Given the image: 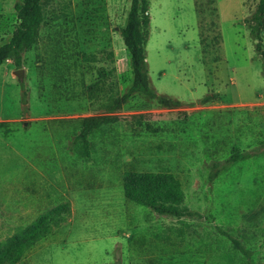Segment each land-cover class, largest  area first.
<instances>
[{
	"label": "rangeland",
	"instance_id": "374dc122",
	"mask_svg": "<svg viewBox=\"0 0 264 264\" xmlns=\"http://www.w3.org/2000/svg\"><path fill=\"white\" fill-rule=\"evenodd\" d=\"M15 1L0 0V44ZM257 1L149 0V84L172 106L121 99L131 0L43 1L22 65L0 64V240L60 201L72 214L15 264H264V76L244 24ZM96 115L109 120L86 154L76 136ZM234 149L251 155L210 182ZM128 170L172 173L183 215L127 200Z\"/></svg>",
	"mask_w": 264,
	"mask_h": 264
},
{
	"label": "trees",
	"instance_id": "16d2710c",
	"mask_svg": "<svg viewBox=\"0 0 264 264\" xmlns=\"http://www.w3.org/2000/svg\"><path fill=\"white\" fill-rule=\"evenodd\" d=\"M43 1L16 0L14 2L17 23L9 39L0 44V64L10 59L16 67L22 65L23 53L36 42L38 37L43 21ZM148 6L149 0H131L126 23L119 29L129 54L133 73L129 91L121 99L124 101L132 93H141L156 99L164 106L176 105L178 100L158 93L149 84L145 49L150 23ZM244 24L248 29L249 37L254 41V51L260 60L261 73L264 76V49L262 48L264 0L257 1L254 10L244 18ZM108 120L109 117L105 115L86 116L81 119V127L76 138L81 140L86 154H89L88 135ZM250 155L249 151L232 150L225 160L212 163L208 180L213 181L228 165ZM122 189L127 200L149 207L158 214L182 216L184 213L181 207L184 198L183 190L178 179L170 172L125 171L122 175ZM71 214V203L60 201L36 215L28 224L16 227L10 235L0 240V264L17 263L29 248L66 223ZM232 240L236 248L246 253L237 240Z\"/></svg>",
	"mask_w": 264,
	"mask_h": 264
},
{
	"label": "water",
	"instance_id": "95a60500",
	"mask_svg": "<svg viewBox=\"0 0 264 264\" xmlns=\"http://www.w3.org/2000/svg\"><path fill=\"white\" fill-rule=\"evenodd\" d=\"M15 73L17 74V76H18L20 79H22V75H23L22 73H23V72H22L21 69H16V70H15Z\"/></svg>",
	"mask_w": 264,
	"mask_h": 264
}]
</instances>
